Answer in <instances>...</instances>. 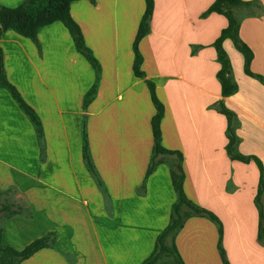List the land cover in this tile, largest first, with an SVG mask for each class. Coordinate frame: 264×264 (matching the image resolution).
Wrapping results in <instances>:
<instances>
[{
    "label": "crops",
    "instance_id": "1",
    "mask_svg": "<svg viewBox=\"0 0 264 264\" xmlns=\"http://www.w3.org/2000/svg\"><path fill=\"white\" fill-rule=\"evenodd\" d=\"M11 1L7 5V0H0V5L13 8L24 2ZM214 1L154 0L149 30L137 48L143 66L146 51L162 63L161 70L151 71L141 65L148 78L181 83L178 89L164 90L162 97L154 81L164 106L161 143L182 153L186 196L215 217L192 215L177 232L174 241L185 264H264V236L258 235L260 218L254 202L259 170L250 167L254 162L236 161L225 150L226 118L217 111L219 64L215 53L205 52L227 24L218 14L202 17ZM256 1L264 8V0ZM143 6L144 0H123V4L95 0L94 5L78 0L69 5L86 47L101 65L97 94L85 112L82 97L93 83L94 73L73 47L63 24L38 29L39 54L27 37L14 32L24 38L20 41L8 31L0 35L8 82L39 115L45 141L44 159L39 161L35 126L0 83V191L12 188L16 205L31 212L30 216L8 218L0 212L1 242L21 250L29 240L49 232L54 233L55 242V248L39 249L21 264H141L152 251L154 238L169 222L176 199L169 175L174 159L164 158L141 188L151 157L149 122L154 113L144 79L136 78L132 71L131 45ZM251 10V16L238 8L234 14L240 22L239 37L253 53L250 70L264 75V14ZM230 41L226 38L222 47L230 58L238 89L223 101L236 115L237 151L257 156L264 169V85L244 74L243 57L236 54L237 63L233 62ZM185 112L191 131L188 136H195L197 144L188 153L185 136L179 146L168 139L171 127L177 128ZM83 114L91 163L103 182L102 189L88 175L82 160ZM213 117L217 140L212 137ZM31 153L36 166L30 164ZM245 186L248 203L235 199ZM260 205L264 220V189Z\"/></svg>",
    "mask_w": 264,
    "mask_h": 264
},
{
    "label": "trees",
    "instance_id": "2",
    "mask_svg": "<svg viewBox=\"0 0 264 264\" xmlns=\"http://www.w3.org/2000/svg\"><path fill=\"white\" fill-rule=\"evenodd\" d=\"M78 0H24L22 4L14 8H7L0 5V35L6 30H12L21 37L29 38L35 45L39 47V41L37 38L38 29L42 26H48L55 23L63 24L71 39L73 41V47L79 52L87 63L91 66L94 73L93 83L90 88L85 92L82 97V111L85 112L88 105L91 103L98 91V83L101 76V65L92 50L86 47L83 33L79 24H77L71 17L69 11V5L72 2ZM94 5L95 0H84ZM154 0H144L143 14L140 18L139 25L137 27L133 43L131 45L133 51L132 71L136 78H143L144 85L147 87L151 102L154 107V113L150 118L149 125L152 132V149L151 157L148 161V166L145 171L144 179L141 184V188L144 189L146 178L155 170L164 158H173L174 161L170 163L169 175L173 190L176 195V199L171 206L169 222L165 228L154 238L155 243L150 254L143 259L141 264H185L176 247L174 238L182 227L185 220L196 215L198 217H209L215 219V217L191 201L185 194L183 189V180L185 178L184 170L181 161L183 156L181 152L175 150H169L163 147L161 143V128L160 122L164 116V106L159 100L154 81L148 78L145 72L141 69L143 62V56L137 48L140 40L145 36L149 30V20L153 13ZM247 10L249 15H253L251 9H259L263 11L264 8L258 3V1L244 2L242 0H215L213 4L206 9V12L202 15L203 18L218 14L225 18L227 24L225 28H222L217 38L212 43V48L215 50L216 62L219 64V68L216 72V78H218L220 86L221 98L217 101V111L223 114L226 118V138L225 150L227 154L236 161L241 163L254 162L259 170V182L258 189L255 195V205L258 207L259 213V227L258 235L264 236V220L262 208L260 205V194L264 189V169L261 160L256 156L242 155L237 151L238 137L235 133V121L236 115L234 111L225 106L223 97H227L235 93L238 89L237 83L232 75V65L228 53L224 49L223 41L228 38L232 41L234 47L243 57V71L244 74L259 80L264 85V75L260 73H253L250 70V63L253 58V53L250 48L239 37V25L240 22L235 16L233 9ZM0 83L9 91L12 98L16 101L19 108L24 114L28 116L30 122L35 126L39 141L40 152H44V132L43 126L40 122V117L34 108L29 105L25 99L21 96L19 91L12 86L6 77L2 49H0ZM86 118L80 121V134H81V151L83 157V163L87 168V171L94 179L96 185L102 189L103 182L98 177L93 164L91 163V156L89 152V145L87 140ZM12 188L6 191H0V193L6 194L11 191ZM0 212L5 214L6 218L23 214L30 216L31 212L28 207H22L14 204H0ZM2 227L0 226V264H21L25 259L29 258L33 253L39 249L55 248V242L53 239L54 233L49 232L45 236H39L29 241L25 247L21 250H16L10 246L4 245L1 242ZM220 254L223 257V252L220 250Z\"/></svg>",
    "mask_w": 264,
    "mask_h": 264
},
{
    "label": "rangeland",
    "instance_id": "3",
    "mask_svg": "<svg viewBox=\"0 0 264 264\" xmlns=\"http://www.w3.org/2000/svg\"><path fill=\"white\" fill-rule=\"evenodd\" d=\"M121 1V3L123 4V0H120ZM7 5H11V4H13V1H11V0H7ZM18 6V5H17ZM122 6V5H121ZM121 6H120V10H121ZM14 8V7H13ZM133 9L131 8V11H132ZM121 12H122V10H121ZM233 12H235V9H233ZM132 14H133V11H132ZM223 17V16H222ZM206 18V17H205ZM222 19H224V21L226 22V20H225V18L223 17ZM203 21H205V20H203ZM199 24H206V23H199ZM197 27V26H196ZM6 31V30H5ZM8 31V33H10L9 35H15L18 39H20V41H23L24 40V38H20L19 36H17L16 34H14V32L12 31V30H7ZM111 38H113V33H111ZM26 40H30L29 38L28 39H26ZM28 42H30V41H28ZM32 42V41H31ZM33 46H34V48H35V50H36V53L37 54H39V53H41V49H40V47H35V45H34V43L32 42L31 43ZM230 44H231V47H229L228 48V51L231 53V58H232V60H233V62H235V63H237V60H236V58H237V55L236 54H238L239 55V57L241 58L242 56H241V54L237 51V49L234 47V45H233V43L230 41ZM3 45V44H2ZM212 46V45H211ZM166 48H168V47H166ZM1 49V48H0ZM207 51H210V53H212V54H214L215 52V50H214V48H212V47H210V50H205V52L207 53ZM234 52V53H233ZM233 53V54H232ZM170 54V53H169ZM169 54L167 55V56H169ZM2 55H3V53H2ZM146 55H147V61H146V63H145V65L143 66L147 71H151V70H153V69H157V70H161V66H162V63H160V61H159V59H158V57H156L155 55H153V54H151V53H149L148 51H146ZM217 63V62H216ZM66 64L67 65H70L71 66V64H70V61L67 59V61H66ZM218 64V63H217ZM3 65H4V63H3ZM168 65H169V63H168ZM142 66H141V68H142ZM4 70H5V66H4ZM33 70V68H32V66H31V71ZM5 74H6V72H5ZM8 80V79H7ZM153 80V79H152ZM153 81H156L158 84V86H159V94L162 96V97H164V90H166V91H169L170 89H172V88H180L181 86L179 85V84H181V83H178L176 80H170V81H167V80H165V79H160V78H156V79H154ZM215 85V84H214ZM213 85V86H214ZM182 86H184L185 87V89H187V86H185L184 84H182ZM215 87H217L216 85H215ZM135 92H136V90H133L132 91V93H133V95H135ZM178 99V102L179 101H181V98H177ZM188 99H189V101H190V96H188ZM191 102V101H190ZM183 103V105H184V101L182 102ZM135 107L136 106H134V109H133V115H135ZM83 118H85V115L83 114L82 115V119ZM221 118H223V120L225 119L223 116L221 117ZM195 119H196V121L198 122V116L197 117H195ZM188 123V117H187V114H186V112L185 113H183V114H181V120H180V123H178L177 125V128H176V126H175V129H174V127L172 128L171 127V138L170 137H168V139H173V142H175V144L176 145H180V141H182V137L183 136H185V139H187V142H186V140L185 139H183V143H184V150H185V153H188L190 150H194V146L196 145L197 146V144L194 142L195 141V136H188V134L189 133H191V131L190 132H188V129H189V127H190V125H188L187 124ZM214 123H215V120H214V117H213V123H212V125H213V128H212V137L214 138V139H218V131H217V128H216V126L214 125ZM235 123H237V119H236V121H235ZM178 134H181L182 136L178 139V138H175ZM179 152V151H178ZM44 154H45V150H44V152L41 154V152L39 151V154H38V160L39 161H42L43 159H44ZM182 154V153H181ZM183 156V155H182ZM32 159H34L35 161L34 162H36V159H35V156H34V154H32L31 153V158H30V164L32 165V166H36V164L35 163H33L32 162ZM181 163H182V161H181ZM182 166H183V163H182ZM250 167H253L254 169H255V171H256V169H257V167H256V165H254V164H252ZM85 169H86V171H87V168L85 167ZM184 170V169H183ZM258 171V170H257ZM87 173H88V175L90 176V177H92L90 174H89V172L87 171ZM93 182L95 183V181L93 180ZM16 196V191H14V190H11V191H9V192H7L6 194H3V193H0V204L1 203H5V204H14V205H16V204H19V203H17V201H18V199H15L14 197ZM176 196V195H175ZM235 199L237 200V201H243V202H246V203H248V201L250 200V197H249V189H248V187L247 186H245L244 188H242V191H241V194H237L236 195V197H235ZM254 200H255V197H254ZM255 202V201H254ZM3 215H5V214H3ZM30 241V240H29Z\"/></svg>",
    "mask_w": 264,
    "mask_h": 264
}]
</instances>
